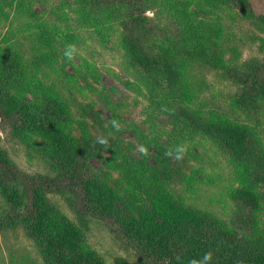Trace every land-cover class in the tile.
Instances as JSON below:
<instances>
[{"label": "trees", "instance_id": "obj_1", "mask_svg": "<svg viewBox=\"0 0 264 264\" xmlns=\"http://www.w3.org/2000/svg\"><path fill=\"white\" fill-rule=\"evenodd\" d=\"M13 1L0 0V9L1 3L10 5V9ZM56 1L57 13L52 10L44 19L38 18L27 0H18L15 6V19L39 20L34 24L42 28L34 42L31 66L43 65L53 70L49 58L59 48L65 55L64 49L72 45L94 61L106 52L116 51L130 91L144 97L153 111L173 115L174 124L182 127L178 131L182 138L183 130L189 129L192 135L199 132L216 143L229 173L222 186L243 215L239 224H228L217 214L178 198L166 182L172 173L175 175V166H181L175 159L178 147L175 143L164 146L154 138L147 140L130 124L127 128L163 166L164 181L163 185H156L155 192L161 207L155 206L151 211L134 207L125 190L112 186L110 178L105 181L107 176L94 171L90 164L98 152L111 151L122 158L119 162L123 167H131L122 142L116 135H68L64 118L68 107L63 103L61 89L48 85L42 95L45 105L42 101L31 102L24 92H13L14 83L24 69L25 76L27 68L23 52L16 50L10 55L16 67L0 69V122L42 138L57 167V176H30L16 170L0 154V194L9 208L0 228L21 223L43 251L45 264H102L87 246L82 231L42 194L45 187L53 186L70 193L85 215L95 218L135 249L144 264H189L206 252L212 253L211 264H264V148L257 136V124L248 122L250 115L264 110V53L251 61H241L242 51L236 42L232 44L228 33L210 29L194 15H188L183 2H170L169 14L156 10L153 20L146 14L145 0ZM224 1L238 4L246 9L245 14L250 13L247 0ZM259 26L264 30V14ZM261 42L264 45V39ZM21 44L22 41L14 46ZM85 66L99 86L96 91L101 92L100 77L92 65L85 62ZM209 68L222 69L230 80L233 93L228 104L219 106L220 99L210 97L213 91L202 75L203 69ZM57 100L62 101V124L49 118L50 111L47 115L41 111ZM106 105L114 111L108 98ZM101 139L105 142L101 143ZM139 168L149 173L147 179L151 183L155 176L151 167Z\"/></svg>", "mask_w": 264, "mask_h": 264}, {"label": "rangeland", "instance_id": "obj_2", "mask_svg": "<svg viewBox=\"0 0 264 264\" xmlns=\"http://www.w3.org/2000/svg\"><path fill=\"white\" fill-rule=\"evenodd\" d=\"M172 1L175 4L186 3L188 15H194L197 20L207 24L208 28L227 32L232 44L236 42L242 51L241 61H251L254 56H261L264 53L259 52L264 50L261 42V39H264V30L259 26L260 16L264 14V0H247L250 4L249 14H245L246 9H242L238 4L224 0H145L148 5L146 14L153 20L156 18L154 12L158 9L163 14H169L167 7ZM27 2L38 18L44 19L52 10L53 13H57V8L54 7L57 1L27 0ZM17 4L18 0H14L9 9L10 5L1 3L3 7L0 9V69L16 67L14 58L10 55L16 50L22 51L27 65L23 60L21 62L25 68L27 66L26 74L24 76V69L18 82L14 83L16 90L13 92H24L27 99L38 103L42 101V95L48 85L61 89L63 103L68 107L64 112L68 135L79 137L90 132L96 137L105 135L118 137L132 166L125 168L119 162L122 158L111 151H101L90 160L94 171L105 174L107 176L105 181L110 178V184L117 185L118 190H125L134 207L141 208V211H151L155 206L161 207L162 202L160 203V198L156 197L155 192L156 185L164 184L161 176L163 166L161 168L156 163L152 151L145 149L135 132L127 128L132 124L147 140L154 138L164 146L175 143L178 147L179 158L175 159L181 166L179 169L175 166L176 176L172 173L171 179L166 181L178 198L217 214L228 224L241 222L242 210L231 200L228 191L222 186L227 182L225 180L227 166L214 141L199 132L192 135L189 129L183 130V138L179 136L178 131L182 127L174 124L173 115L162 110L153 111L151 104L144 97L126 87L125 82L128 78L122 71L120 57L114 50L106 52L104 57L100 56L94 61L81 49L76 48L77 45H72V48L64 49L65 55L62 54V48H59V52L57 51L52 59L49 58L53 70L37 64L33 68L31 64L32 56L35 55L34 42L40 37L42 28L34 24L39 20L15 19ZM21 41L23 44L14 46ZM85 62L92 65L94 72L100 77L101 92L96 91L99 86L88 73ZM223 73L225 72L220 68L203 69L202 72L207 85L213 91L210 94L207 90V93L211 98L221 100L218 102L219 106L228 104L233 93L230 80L224 77ZM106 98L114 111L106 105ZM41 104L45 105V102L42 101ZM41 111L46 115L47 111H50L49 118L62 124V101L57 100ZM250 121L257 124V136L263 142L264 148V110L256 116L250 115L248 122ZM98 122L101 125H97ZM46 146V142L33 133L16 125L2 126L0 122V154L10 161L16 170L30 176L56 178L57 167L52 164ZM141 148L145 150L142 151ZM141 165L151 167L155 174L151 178V183L147 179L149 173L139 168ZM41 192L59 213L82 231L87 246L101 258L102 264H144L135 249L95 218L85 215L70 193L53 186L45 187ZM150 196L155 199H150ZM8 211L9 208L5 206L0 194V221ZM0 264H45L43 251L26 234L21 223L0 228Z\"/></svg>", "mask_w": 264, "mask_h": 264}, {"label": "clouds", "instance_id": "obj_3", "mask_svg": "<svg viewBox=\"0 0 264 264\" xmlns=\"http://www.w3.org/2000/svg\"><path fill=\"white\" fill-rule=\"evenodd\" d=\"M115 123V122H113ZM101 143H104L105 141L103 139L100 140ZM141 150H145L141 148ZM182 151V149H180ZM168 155H171V152L167 153ZM177 158H179V152L177 153ZM212 260V253L211 252H206L203 254L202 258L197 260V259H192L189 264H211Z\"/></svg>", "mask_w": 264, "mask_h": 264}]
</instances>
